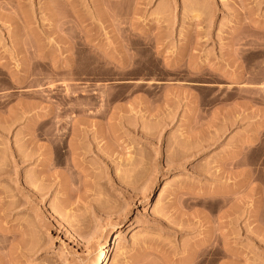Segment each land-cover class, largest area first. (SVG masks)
<instances>
[{
    "label": "rangeland",
    "instance_id": "1",
    "mask_svg": "<svg viewBox=\"0 0 264 264\" xmlns=\"http://www.w3.org/2000/svg\"><path fill=\"white\" fill-rule=\"evenodd\" d=\"M202 245L264 264V0H0V264Z\"/></svg>",
    "mask_w": 264,
    "mask_h": 264
},
{
    "label": "bare ground",
    "instance_id": "2",
    "mask_svg": "<svg viewBox=\"0 0 264 264\" xmlns=\"http://www.w3.org/2000/svg\"><path fill=\"white\" fill-rule=\"evenodd\" d=\"M49 162V161H48ZM26 233H28V231L27 232H24V233H22V234H26ZM25 237H26V235H24ZM24 236H22L23 237V239H24ZM116 238V237H115ZM114 238V240H113V242H112V248L111 249H108L107 251H106V254H108V253H111V252H113V250H114V247H115V239ZM22 241V240H21ZM27 241V240H26ZM25 242V241H24ZM203 246V245H202ZM208 247H210V245L208 246V245H205V246H203L202 248L200 247L199 249L201 250V252H200V254L198 255V256H196L195 257V259H193L195 262H194V264H201V260H198V257L200 258L202 255H204L205 254V251L207 250V248ZM196 252H197V250H196ZM196 252H194V253H196ZM196 255V254H195ZM192 257V256H191ZM193 258V257H192ZM109 260H110V257H108V260L106 261V263L105 264H108V262H109ZM193 260H192V262H193Z\"/></svg>",
    "mask_w": 264,
    "mask_h": 264
}]
</instances>
